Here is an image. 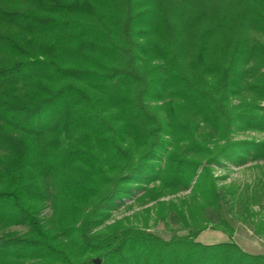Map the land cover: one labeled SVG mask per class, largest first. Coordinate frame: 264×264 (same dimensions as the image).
Listing matches in <instances>:
<instances>
[{
	"label": "trees",
	"instance_id": "obj_1",
	"mask_svg": "<svg viewBox=\"0 0 264 264\" xmlns=\"http://www.w3.org/2000/svg\"><path fill=\"white\" fill-rule=\"evenodd\" d=\"M250 131L264 132V0H0V264H264L195 242L203 228L101 230L118 200L186 191L200 168L192 191L219 209L211 166L264 161V140L236 137ZM263 199L232 208L259 237Z\"/></svg>",
	"mask_w": 264,
	"mask_h": 264
},
{
	"label": "rangeland",
	"instance_id": "obj_2",
	"mask_svg": "<svg viewBox=\"0 0 264 264\" xmlns=\"http://www.w3.org/2000/svg\"><path fill=\"white\" fill-rule=\"evenodd\" d=\"M236 137L242 140L262 141L264 140V132L250 131L238 134ZM211 169L215 187L222 197L219 202V209H216V207L202 208V198L198 194L195 195L196 191H192L196 178L202 172V168H200L197 177L191 184V188L186 191L152 201L150 198L144 199L142 197L143 190H136L128 198L118 200L111 211L110 219L103 225L101 230H105V228L117 222H123L127 227H138L164 242H171L175 238L189 237L197 229L203 228L195 237V242L201 245H213L209 244L210 235L213 232H218L226 234L229 238L228 242L240 243L245 250L238 245L245 252L264 255L263 253H257L264 251V236L259 237L255 234L253 219L246 223L242 222L235 217L232 209L237 196L246 194L252 197L255 193H261L264 190V161L248 163L243 166L222 161V165L214 164ZM234 191L237 193L236 196H233ZM262 201L261 204L251 206V210L256 215L254 217L256 224L264 217V199ZM51 213V208L48 207L43 216L50 217ZM181 213L184 215V219ZM194 216L198 219L196 222L191 221ZM185 222H188V226ZM225 223H228V227ZM230 228L234 232L232 237L229 234ZM27 230L26 227L22 226L9 229V231L19 234H23ZM236 231H238L237 238ZM241 231L246 238L239 236ZM2 233L0 231V235ZM247 239L250 240V245Z\"/></svg>",
	"mask_w": 264,
	"mask_h": 264
},
{
	"label": "crops",
	"instance_id": "obj_3",
	"mask_svg": "<svg viewBox=\"0 0 264 264\" xmlns=\"http://www.w3.org/2000/svg\"><path fill=\"white\" fill-rule=\"evenodd\" d=\"M212 235H210L211 236V238H210V240H209V244H217V243H226V242H228L229 241V238L227 237V235L226 234H223V233H218V232H213V233H211ZM239 236H241V237H245L246 238V236H244V234H243V232L241 231L240 233H239ZM238 237V231H236V238ZM221 238V239H220ZM247 241L249 242V245H250V240H248L247 239ZM237 242V241H236ZM238 243V242H237ZM244 250H245V248L240 244V243H238ZM249 252V251H248ZM250 253H253V252H250ZM257 253H263L264 254V251H261V252H257Z\"/></svg>",
	"mask_w": 264,
	"mask_h": 264
},
{
	"label": "water",
	"instance_id": "obj_4",
	"mask_svg": "<svg viewBox=\"0 0 264 264\" xmlns=\"http://www.w3.org/2000/svg\"><path fill=\"white\" fill-rule=\"evenodd\" d=\"M94 263H95V264H101L102 261H101L100 259H95V260H94Z\"/></svg>",
	"mask_w": 264,
	"mask_h": 264
}]
</instances>
